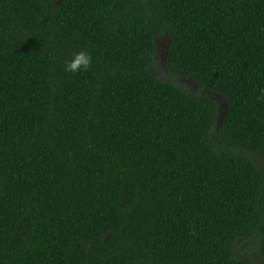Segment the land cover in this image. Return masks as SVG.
<instances>
[{
    "label": "trees",
    "instance_id": "1",
    "mask_svg": "<svg viewBox=\"0 0 264 264\" xmlns=\"http://www.w3.org/2000/svg\"><path fill=\"white\" fill-rule=\"evenodd\" d=\"M248 243L264 264V0H0V264H254Z\"/></svg>",
    "mask_w": 264,
    "mask_h": 264
},
{
    "label": "rangeland",
    "instance_id": "2",
    "mask_svg": "<svg viewBox=\"0 0 264 264\" xmlns=\"http://www.w3.org/2000/svg\"><path fill=\"white\" fill-rule=\"evenodd\" d=\"M165 47H166V41L164 38L158 39L156 41V61H157L158 65L155 67V73L162 78H166V76L164 75V73L162 71L163 70L162 69L163 51H164ZM174 81L178 84H181V85H184V86L190 88V90H192L194 92H200L203 94V91L198 90V87L191 81L184 80L181 78H177ZM206 95L208 97L212 96L211 94H208V93H206ZM214 98L217 101L219 99L217 96H214ZM220 106H223L221 101H220ZM248 244H249V246H248L247 250L242 254V256L249 258L254 264H261L260 260L258 258V254H257V251L255 249L254 244L253 243H248Z\"/></svg>",
    "mask_w": 264,
    "mask_h": 264
},
{
    "label": "clouds",
    "instance_id": "3",
    "mask_svg": "<svg viewBox=\"0 0 264 264\" xmlns=\"http://www.w3.org/2000/svg\"><path fill=\"white\" fill-rule=\"evenodd\" d=\"M93 57L87 51H79L75 53L72 58L65 63L64 71L76 74L81 70L86 71L91 63Z\"/></svg>",
    "mask_w": 264,
    "mask_h": 264
},
{
    "label": "water",
    "instance_id": "4",
    "mask_svg": "<svg viewBox=\"0 0 264 264\" xmlns=\"http://www.w3.org/2000/svg\"><path fill=\"white\" fill-rule=\"evenodd\" d=\"M224 112L222 113L221 108H219L218 116H217V125L220 124V122L223 119Z\"/></svg>",
    "mask_w": 264,
    "mask_h": 264
}]
</instances>
